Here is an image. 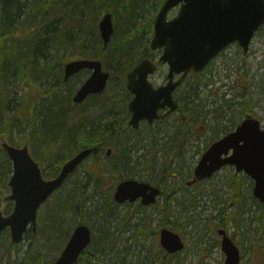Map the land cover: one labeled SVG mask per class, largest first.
<instances>
[{"label":"trees","instance_id":"16d2710c","mask_svg":"<svg viewBox=\"0 0 264 264\" xmlns=\"http://www.w3.org/2000/svg\"><path fill=\"white\" fill-rule=\"evenodd\" d=\"M164 1L0 0L1 183L13 170V164L2 143L7 140L13 145L19 144L14 138L16 131L25 133L26 138L30 137L34 143L33 150L44 147V158L51 159L52 164H63L85 147H95L96 150L90 157L91 164L89 158L84 162L87 164L84 177H74L75 171L61 190L55 192L46 203L47 210L39 215L40 235H47L51 231L52 235L56 233L53 236L65 243L71 235V229L76 225V220L81 217L83 222L88 220L87 223L95 231L101 232L93 235L92 246H102L104 243V250L110 240V229L106 223H109V217H117L119 207L112 194L114 185L107 187V176L116 180L123 179L125 175L133 177L137 165L142 164L141 158L145 159L143 166L148 172L147 180L158 186L163 187L169 177L167 175L172 173L170 155H180V150L188 139L190 126L173 120L170 123L161 121L155 125H142L139 130H135L128 124L130 114L127 101L131 93L124 86L126 73L147 56V50L151 49L147 40H142V32H134L136 22L149 10L147 7L156 12ZM102 11L112 12L116 21L114 40L108 45L104 44L99 32L98 23ZM75 58L100 59L106 68L112 70L109 85L103 94H93L80 105L73 102L74 93L78 89L67 90L69 80L64 81V66L70 59ZM117 79L119 83L113 87L112 84ZM198 87L199 83H193L188 90V104L191 106L194 122L204 115L200 107L202 105L197 103ZM240 87L242 109L245 113H251L254 102L253 98H249L250 89ZM169 125L172 127H168ZM166 127L173 130L171 134L168 133L169 141L160 144L161 131ZM107 147L113 149L110 156L106 155ZM160 151L165 152L163 158L158 157ZM104 156H107L108 161L99 160ZM39 160L43 159L39 157ZM83 166L84 164L81 165ZM59 170L60 168L47 176H55ZM229 180L228 184L233 189L232 198L240 202L242 210V191L238 189L240 180L236 176ZM106 187L110 195L104 199ZM89 190L92 192L89 193ZM167 190L174 193L170 196L166 194L168 197L162 206L153 205L154 211L151 214H146L133 224L132 214L124 219L125 228L134 226L138 230L134 233L136 238L146 240L149 235L157 234V230L163 227H174L173 202H177L176 200L183 209L189 208L185 199L179 200L176 196L175 191H181L182 187H168ZM97 196H101L104 202L93 205L95 210L89 209L87 203L95 200ZM7 205L4 211L6 214L12 203ZM140 207L147 208L143 204ZM257 210L259 213L251 217V221L257 222L256 229L260 226L264 233V204L258 203ZM0 211L3 210L0 208ZM219 212L222 215L219 226L228 227L230 223H240L242 211L226 214L221 207ZM97 217H102L99 218L98 225L94 222ZM155 220L156 227L153 226ZM53 236L47 238L52 240ZM62 245L61 243L55 249ZM157 246L155 243L154 250L144 243L140 247L138 264H180L178 254H169L168 260L163 259L166 253L161 251V255H158ZM20 248L21 245L10 243L6 251L7 254L13 249L20 252ZM145 250L147 255L143 257ZM89 254L92 253L85 251L79 262ZM242 256L244 261V254ZM250 256L249 264H264V234L252 245ZM92 259L96 264V259ZM54 260L50 262L53 263ZM174 260H177L176 263ZM122 261L127 262L124 257Z\"/></svg>","mask_w":264,"mask_h":264},{"label":"water","instance_id":"95a60500","mask_svg":"<svg viewBox=\"0 0 264 264\" xmlns=\"http://www.w3.org/2000/svg\"><path fill=\"white\" fill-rule=\"evenodd\" d=\"M179 5V14L169 19V10ZM99 25L104 44L108 45L115 31L113 13H106ZM262 25L264 0H167L155 20L151 46L153 49L165 48L160 60L170 67V81L159 88L153 86L148 77L157 68L149 58L129 73L127 87L134 94L129 102V110L133 114L129 124L139 129L142 120L150 124L159 119L160 108L171 106L172 112L177 107L173 92L190 71H203L220 51L232 43L239 42L243 53L248 54L252 39ZM83 69L92 73L73 96L75 103L85 101L93 93H102L110 78V72L104 70L102 61L79 58L65 65L64 81ZM175 73L182 74L180 80L174 81ZM2 147L13 164L8 182L11 193L5 199L14 201L15 205L7 215L0 212V234L9 228L11 242L20 244L30 227L36 231L41 206L95 150L93 147L83 148L65 161L56 177L46 179L28 144L19 147L4 140ZM112 151L108 148L107 154ZM202 156L189 184L208 179L224 166L233 165L238 172L244 171L253 178L254 197L264 204V128L260 120L252 115L246 117L234 131L212 143ZM1 191L0 184V194ZM161 194V189L154 184L130 178L119 182L114 198L118 204L141 200V204L151 205ZM92 233L88 224L77 225L54 264H77L80 255L92 242ZM218 233L222 236L225 264H243L239 245L225 228L219 229ZM160 237L167 253L175 254L185 248L182 236L167 226L161 229Z\"/></svg>","mask_w":264,"mask_h":264},{"label":"rangeland","instance_id":"374dc122","mask_svg":"<svg viewBox=\"0 0 264 264\" xmlns=\"http://www.w3.org/2000/svg\"><path fill=\"white\" fill-rule=\"evenodd\" d=\"M80 1L84 2V0ZM147 9L149 10L145 11L146 14L136 22L137 25L135 26L136 29L134 32H142V40H147L149 43L154 36L153 17H156L158 12L153 11L151 7H147ZM178 9L179 8L176 7L170 10L169 18L175 17L179 12ZM104 13L105 11L101 12V17ZM106 69L112 71L111 69ZM167 73L168 68L164 65H160L159 71L152 76L151 79L154 83L159 85V83L165 80ZM89 76L90 71L84 70L80 72V74L72 77L67 82L70 84L66 87L67 90H77ZM118 83L119 81L117 79L112 86L114 87L118 85ZM193 83H199V97L197 98V103L202 105L200 107L203 109L204 115L198 117L195 122H189L190 132L188 134V139L185 140L184 147L180 150V155H170L171 162L169 165L172 173L167 175L169 177L164 182V186H160L162 192H165V194H162L156 202V205L159 204L162 206L165 204L167 197L174 193V191L167 190L168 187H182L181 191H175V193L179 200L185 199L189 208L187 210L183 209L182 205L179 206L178 200H176L177 202H173L175 217L173 221L174 227L172 226V229L183 237L186 244V248L177 253L178 262L180 264H225L226 257L221 246L222 236L218 234V229L222 227L226 228L228 234H230L233 240L240 246L242 254L245 256L244 264H249L252 245H255L256 241L260 240L264 234L263 228L259 226L257 230V222L251 221V217L259 213L257 208L258 203H260L253 195L254 180L244 172L240 173V175H235V167L226 166L214 176L199 181L195 185H189L187 182L192 180L193 171L203 157L202 155L204 152L214 141L220 138V135L217 136L215 133L216 130H222L224 133L234 130L247 114H253L261 120L262 127L264 128V26L253 39L251 49L247 55L243 53L242 48H240L238 44L231 46L226 50L224 55L215 60L204 75L190 76L188 84L190 85ZM239 85L250 89L251 93L249 98H253L254 102L252 106L253 111L251 113H245L242 109L241 102L243 98L240 95L241 87ZM228 99L231 101L227 102ZM168 127L172 126L169 125ZM168 127L161 131L160 136L162 138L160 139V144L169 141L168 133L171 134L173 128L168 129ZM14 138L19 143L17 144L18 146H24L26 144L30 146L32 152H34L35 158L45 169L44 174L47 178L52 177L47 176L50 172L55 173L56 169H61L63 164L60 165L59 162L52 164L51 159L47 160L44 158V147L40 146L33 150L34 143L30 140V137L26 138L25 133L16 131ZM170 144L168 145L170 146ZM176 151L178 152V150ZM165 152L168 153L167 150H165ZM165 152L160 151L158 157L163 158ZM39 157L43 160L40 161ZM106 157L107 156L99 158V160L106 162L108 161ZM140 160L142 164L139 166L137 165L135 169L136 174L130 178H134L138 181L150 182L147 180L149 177L148 172L143 166V164L145 165V159L141 158ZM88 161L91 164L90 158ZM50 164L51 166L49 167ZM86 165L87 164L84 163V166L75 172L74 177H84V168ZM234 176H237L241 183H239L238 189L242 191V198H240L244 207L242 210L239 206L240 202L238 203V201L232 198L233 189H231L228 184V181H230L229 179ZM10 178V175L5 177L1 183L2 186L4 185L6 187L3 186L4 188L0 195V208L3 211L7 208L8 203H12V205L9 206L10 211L8 213L13 211L14 202L5 201L3 198L11 192V187L8 186ZM130 178L125 175L123 179L116 180L112 176H107V187L114 185L112 189L114 192L120 180ZM107 187L103 195L104 199H107L110 195L107 192ZM90 192L92 191L89 190V193ZM166 194H168V196ZM98 202H100V205L104 202L101 196H97L95 200L87 203V205L89 209L95 210L93 205L97 206ZM140 205L139 201L119 203L117 217H109L110 221L106 223L107 228L110 229L108 238L110 240L106 243L108 244L107 247L103 250V246H105L104 243L102 246L91 245L88 247L87 251L92 254L84 256L79 264H94L92 258L96 259V264H138L140 247L144 245V243H146L147 247H152L154 250L156 243L158 245L156 251L158 255L161 251H165L160 244V230H157V234L153 236L149 235L146 240H143L134 236V233L138 232L134 226L124 227V219H126V216L132 214L133 224L139 221L140 218H143V216H146V214H151L152 211H154V206H149L145 209L141 208ZM221 207L226 214H233V212H237V210L242 211L240 213V223H233L232 225L230 223L228 227L223 225L219 226L222 220V215H220L219 212ZM46 210V204H44L41 207L39 215L41 212L45 213ZM99 218L102 217H97L94 221L97 225L99 223ZM39 219L38 217V224L40 222ZM82 220L83 219L79 217L76 220V225L80 222L87 223L88 221L86 220L83 222ZM156 222L155 220L153 223L154 227H156ZM76 225L71 229V234L75 230L74 228ZM89 225L91 226V224ZM38 228L36 232L31 228L27 231L24 240L20 244V252L13 249L11 252L8 251V254L6 249L11 243L10 232L8 230V232L6 231L1 234L0 246L2 249H0V264H53L50 261L54 260V257L58 258L60 256L70 236L66 242L63 243L57 236H53L56 235V233L52 235V232L49 231L47 235H40ZM94 234L98 235L101 234V232L99 230L95 231L94 229ZM49 236H53V239L49 240L47 238ZM101 236H103V232ZM61 243L63 245L59 249H55V247H59ZM146 251L147 250L142 254L143 257L147 255ZM95 253L96 255H94ZM123 257L126 259V263L122 261ZM176 261L177 260H174V263H176Z\"/></svg>","mask_w":264,"mask_h":264},{"label":"flooded vegetation","instance_id":"af4514ba","mask_svg":"<svg viewBox=\"0 0 264 264\" xmlns=\"http://www.w3.org/2000/svg\"><path fill=\"white\" fill-rule=\"evenodd\" d=\"M235 45V44H234ZM231 46H233V45H230V46H228V47H226V49H224L223 51H221L220 53H219V55L217 56V57H215V59L214 60H212L211 62H210V64L208 65V67L206 68V69H204V71L203 72H201V73H196L194 70L193 71H191L183 80H182V82L175 88V91H174V93H173V99H174V101H176V103H177V107L174 109V110H172V112H170V109H171V106H166L165 108H161L159 111H158V113L160 114V119H158L157 121L160 123L161 121H166V122H172L173 120H177L178 121V123H187V124H190L189 122L190 121H192V118H191V116H192V112L190 111V104H188V102H189V96H188V90H189V84H188V81H189V77L190 76H193V75H195V73L196 74H198V75H204V73H206L208 70H209V68H210V66L215 62V60H217L218 58H220L222 55H224V53L226 52V50L228 49V48H230ZM164 50H165V48H158V49H150V50H147V52H146V55L147 56H145L143 59H141L140 61H138L137 63H136V65L139 63V62H141L142 60H144V59H147V58H149V59H151L154 63H155V65H156V68H158L157 69V71L154 73V74H152V75H150L149 76V80H151V82H152V84L155 86V88H159L160 86H162V85H165V84H168L169 83V79L167 78L168 76V73H169V71H170V67H169V65L167 64V63H162L161 61H160V56L162 55V53L164 52ZM136 65L133 67V68H131V70L129 71V72H127L126 73V76H125V84H124V86H125V89L129 92V90L127 89V84H128V75H129V73L132 71V70H134V68L136 67ZM160 65H164V66H166V68H168V73H167V75H166V77H165V80H163V82H161V83H159V85L158 84H156V83H154L153 81H152V79H151V77L152 76H154L158 71H159V66ZM181 77H182V74H176L175 73V75H174V77H173V79H174V81H178V80H180L181 79ZM131 93V92H130ZM134 97V95L131 93V95H130V99L127 101V103H128V110H129V101L132 99ZM182 109H183V111H182ZM129 114H130V116H129V118H128V121L132 118V116H133V114L129 111ZM142 124H144V123H146V121H142L141 122ZM237 127V126H236ZM235 129V128H234ZM216 134H217V136L218 135H220V137H223V136H225V135H227L229 132H227V133H224V131H222V130H216V132H215Z\"/></svg>","mask_w":264,"mask_h":264}]
</instances>
